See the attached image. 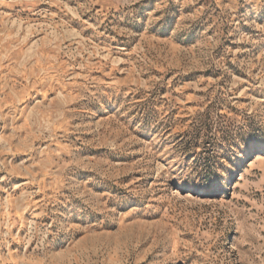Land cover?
I'll return each instance as SVG.
<instances>
[{
  "label": "rangeland",
  "instance_id": "rangeland-1",
  "mask_svg": "<svg viewBox=\"0 0 264 264\" xmlns=\"http://www.w3.org/2000/svg\"><path fill=\"white\" fill-rule=\"evenodd\" d=\"M0 264H264V0H0Z\"/></svg>",
  "mask_w": 264,
  "mask_h": 264
},
{
  "label": "bare ground",
  "instance_id": "bare-ground-1",
  "mask_svg": "<svg viewBox=\"0 0 264 264\" xmlns=\"http://www.w3.org/2000/svg\"><path fill=\"white\" fill-rule=\"evenodd\" d=\"M251 151H253L252 149H245L241 155H240V159L239 161H237L236 165H239L242 161L246 160L247 157L250 155Z\"/></svg>",
  "mask_w": 264,
  "mask_h": 264
}]
</instances>
